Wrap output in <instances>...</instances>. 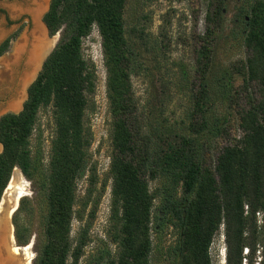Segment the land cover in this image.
<instances>
[{"label":"trees","instance_id":"obj_1","mask_svg":"<svg viewBox=\"0 0 264 264\" xmlns=\"http://www.w3.org/2000/svg\"><path fill=\"white\" fill-rule=\"evenodd\" d=\"M128 1L51 0L43 20L51 35L63 30L62 39L29 86L22 111L0 117V203L19 168L32 182L34 196L21 200L15 216L32 202L42 220L33 264H81L107 187L90 160L94 131L87 121L98 74L85 55L84 39L97 26L112 116L110 221L116 244V256L110 257L109 251V257H101L98 264H162L166 256L171 264H213L211 247L222 226L227 264H256L259 257L258 264H264L258 218L264 213V0L240 8L236 19L244 24V44L250 52L238 73L245 84L258 85L259 97L242 111L243 136L223 148L214 168L202 161L196 147L201 144L198 134L216 138L228 134L226 121L211 113L210 83L214 36L224 21L227 0H211L207 32L197 51L202 85L191 114L199 121L191 120L188 134H175L171 128L162 132L161 150L154 149L137 128L139 103L133 76L141 68L142 47L126 26ZM15 36L0 44V56ZM225 77L221 86L230 96L232 77L228 73ZM46 108H51L55 124L48 163L32 144L40 112ZM85 176L89 186L78 211V181ZM151 180H159L154 191ZM160 194L162 202L155 213ZM75 218L83 222L76 239L72 237ZM171 226L178 232L176 244L168 250L161 245L155 248L153 231L161 233ZM30 238L29 228L16 222L19 245L26 246Z\"/></svg>","mask_w":264,"mask_h":264},{"label":"rangeland","instance_id":"obj_2","mask_svg":"<svg viewBox=\"0 0 264 264\" xmlns=\"http://www.w3.org/2000/svg\"><path fill=\"white\" fill-rule=\"evenodd\" d=\"M252 1L227 0L224 21L217 28L214 36V65L210 79L213 95L211 113L213 117H221L226 121L228 134L217 138L208 135L204 137L203 134H198L201 144L196 147L202 161L213 168L216 166L223 148L243 136L242 111L249 106L252 98L259 97L258 85L254 82L245 84L243 77L238 73L243 69L250 52L244 44V24L239 20L236 22V19L240 8H247L248 3ZM50 2L51 0H47L39 20L47 38L49 40L54 39L50 49L52 51L61 41L63 30L51 35L45 25L43 17L49 8ZM15 3H19L23 7L17 13L12 11L11 5ZM30 7H32L31 0H0V44L14 34L16 35L12 38L8 51L0 56L1 106L14 93L13 86L8 88L9 91L6 89L7 92L3 90L1 81L4 69L3 62L12 56L15 44L24 35H31L35 28L34 17L27 10ZM212 10L211 0L128 1L125 16L126 26L128 32L132 33L133 39L142 47L141 68L133 76L134 91L139 103L137 128L140 130V134L156 150L162 148L164 142L163 136H161L162 132L171 128L175 134L176 132L188 134L191 133V120L194 123L199 121L198 116L191 114L193 100L200 92L202 85L200 74L197 72L196 59L197 51L201 46V37L205 36L207 32V15ZM84 52L86 57L95 63L98 74L97 89L91 98V106L87 115V121L94 131L90 160L92 164L97 166L100 180L106 183L107 187L99 205L96 220L90 233L91 240L81 264H98L101 257H109V251L111 252L110 257L114 258L116 256V244L112 241L114 232H112L113 226L110 221L112 202L110 162L113 150L111 138L112 116L107 92V67L104 59L102 37L97 26L84 39ZM226 73L232 77V93L230 96L225 95L223 86H221V83L225 82ZM22 94L24 97H21V104H24L28 96L27 88ZM4 113L5 111L0 109V116ZM54 136L55 124L52 110L51 108L43 109L40 112L38 130L32 139V144L35 150H42L46 163L50 159L51 143ZM11 182H13V186L9 187ZM88 186L87 176L79 179L78 203L76 205L78 211L82 210V203ZM150 186L152 191L156 190L159 186V180H151ZM33 196L32 182L25 177L20 169H17L1 200L0 218L4 214L10 217V225L5 224V231L3 230L6 234L5 242L7 246L9 244V249L15 251V248L19 246L16 239V222L22 227L29 228L31 238L26 245L29 246L27 251L21 248L15 252V255L11 256L15 261L14 264H33L37 256V236L42 230V220L38 211L31 202V204H28V210L21 211L15 216L21 205V200ZM161 202L162 196L160 194L155 200V213L158 212ZM258 218L261 225L260 230L264 235V213L258 215ZM0 224H2L1 220ZM82 225V221L78 218L74 219L72 230L74 239L78 237ZM10 232L13 233V238H11ZM152 237L155 248L156 245H161L164 250H168L176 244L178 232L173 226L165 227L161 233L153 231ZM211 254L213 264H227L224 226L214 238ZM259 260L260 257L257 258L258 262ZM162 264H171V261L166 256L162 260Z\"/></svg>","mask_w":264,"mask_h":264},{"label":"bare ground","instance_id":"obj_3","mask_svg":"<svg viewBox=\"0 0 264 264\" xmlns=\"http://www.w3.org/2000/svg\"><path fill=\"white\" fill-rule=\"evenodd\" d=\"M46 3L47 0H31L32 7L28 8L27 10L30 11L34 17L35 28L33 32L31 31V35L26 34L22 39L20 38L21 40L18 41L14 46V52L12 56L8 57L3 62L4 69L1 75L3 90L6 91V89L8 90V88L13 86L14 88H12V90H14V93L11 94V98L4 105H0V109H11L21 105L22 98L24 97L22 93L26 91L27 85L31 79H33V76L36 74V72H38L43 60L52 48L54 39L49 40L47 38L46 32L39 20V16L45 9ZM11 6L14 13H17L23 9L22 5H19V3H15ZM12 186L13 182H11L9 187ZM9 218V215L7 216V214H4L3 217L0 218L2 223L0 224V264H14L15 261L11 256L15 255V252L21 248L24 251H27L29 248V246L16 247L14 251L9 249V244L8 246L6 245V234L3 232V230L5 229V224L10 225ZM10 236L13 238L12 232H10ZM27 259L29 261L28 257Z\"/></svg>","mask_w":264,"mask_h":264},{"label":"water","instance_id":"obj_4","mask_svg":"<svg viewBox=\"0 0 264 264\" xmlns=\"http://www.w3.org/2000/svg\"><path fill=\"white\" fill-rule=\"evenodd\" d=\"M49 9V8H48ZM46 25V24H45ZM46 27H47V25H46ZM48 28V27H47ZM53 51V50H52ZM52 51H49V53H48V55L45 57V59L43 60V62H42V65H41V67H40V69L42 70V68H43V65H44V62L46 61V59H47V57L50 55V53L52 52ZM40 70V71H41ZM39 73L40 72H36V74L33 76V80H32V82L30 83V84H28V86H27V90H28V88H29V86L37 79V77H38V75H39ZM27 98H28V96H27ZM23 107H24V104H21L20 106H18V107H16V108H11V109H5V110H3V111H5V113L4 114H6V113H9V112H13V113H19L20 111H22V109H23ZM6 110H7V112H6ZM3 114V115H4ZM2 115V116H3ZM1 117V116H0ZM0 153L3 151V144L2 143H0ZM17 169H19V168H16L15 169V171H14V173L16 172V170ZM14 173H13V175H14ZM18 247H25V246H21V245H19Z\"/></svg>","mask_w":264,"mask_h":264}]
</instances>
